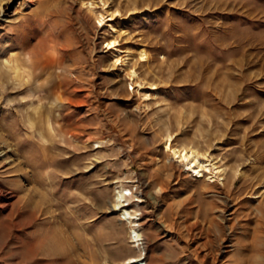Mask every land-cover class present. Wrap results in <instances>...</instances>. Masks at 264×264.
Masks as SVG:
<instances>
[{
    "label": "rangeland",
    "instance_id": "obj_1",
    "mask_svg": "<svg viewBox=\"0 0 264 264\" xmlns=\"http://www.w3.org/2000/svg\"><path fill=\"white\" fill-rule=\"evenodd\" d=\"M213 221L264 264V0H0V264H197Z\"/></svg>",
    "mask_w": 264,
    "mask_h": 264
},
{
    "label": "bare ground",
    "instance_id": "obj_2",
    "mask_svg": "<svg viewBox=\"0 0 264 264\" xmlns=\"http://www.w3.org/2000/svg\"><path fill=\"white\" fill-rule=\"evenodd\" d=\"M102 19V17H101ZM102 21V20H100ZM108 46L110 47H114L115 43L114 42H110L108 44ZM54 49V48H53ZM37 52V51H36ZM31 54V53H28ZM18 57V56H17ZM31 57V56H30ZM28 60V59H27ZM53 64V63H52ZM26 75V74H25ZM3 77V76H2ZM18 79V78H17ZM31 83V82H30ZM61 88V87H60ZM58 95V94H57ZM58 97V96H57ZM45 98V97H44ZM45 100V99H44ZM60 101V100H59ZM69 104V103H68ZM53 105V104H52ZM57 105V104H56ZM166 149L167 151H169L171 153V155L175 156L180 162H184L185 167H187L188 171H184V172H188L191 171L193 172V174L197 177H199V175L201 174L200 169H201V163H200V159L201 157L199 156V154H197L195 151H193V149L188 148L186 146H182V148H174L173 149V144H172V137L171 135H166ZM177 173V172H176ZM161 187V186H160ZM160 190L162 191V189L160 188ZM133 193L130 190L127 189H123L121 188V191H119L118 194V201L117 203L120 204L122 202L123 199H126L129 195H132ZM220 194V193H219ZM225 200V199H224ZM229 205V204H228ZM181 206V205H180ZM225 207L227 208V205L225 204ZM180 209V208H179ZM185 209V208H183ZM226 210H223L221 212V217H223V215L225 214ZM182 212V211H181ZM228 212V211H227ZM188 213V211H187ZM125 215V214H124ZM136 214H131L129 211H126V219H130L131 217L135 216ZM251 215L254 216H258L261 215L259 213V210H254L252 211ZM185 216V215H184ZM253 216V217H254ZM187 217V216H186ZM212 217V216H211ZM257 218V217H256ZM186 219V218H185ZM131 220V219H130ZM134 220V219H133ZM182 221V220H181ZM211 221V220H210ZM256 221V220H255ZM263 221V220H262ZM222 222V221H221ZM226 222V221H225ZM180 222H178L179 224ZM202 223V222H201ZM223 223V222H222ZM222 223H219L217 221H213L212 222V227H214L217 231L222 232L223 235V239L221 241H219L220 243L216 242L217 238L215 239V236L213 234H211L210 232H206V228L204 229L203 226L205 225H201L199 222L193 223V224H188V225H184L181 227V225H178L179 228V233L180 231L183 234V237L186 238L189 242H194L198 240H202L203 242L201 244H197L193 247V249L190 251L192 256L195 257V261L197 264H207L208 260H212L213 264H218L217 262L219 259L220 254L222 253V250L227 249L228 245H227V239L228 237L225 235L227 227L224 226ZM172 224V223H171ZM204 224V223H203ZM225 224V223H224ZM173 226V225H172ZM232 226V225H231ZM245 226V225H244ZM248 226V225H247ZM175 227V226H174ZM208 228V227H207ZM248 228V227H246ZM231 229V228H230ZM245 229V228H244ZM241 230V229H239ZM235 233V232H234ZM213 236V237H212ZM238 236V235H237ZM217 237V236H216ZM239 237V236H238ZM131 238L134 241H139L140 237H139V233L138 230L134 231L131 235ZM188 244V243H187ZM193 244V243H192ZM189 251V250H188ZM142 255H139V257L137 258H132L130 260L129 264H142V259H141ZM264 259V258H263Z\"/></svg>",
    "mask_w": 264,
    "mask_h": 264
}]
</instances>
